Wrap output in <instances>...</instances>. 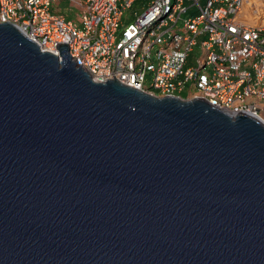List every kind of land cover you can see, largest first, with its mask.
Returning a JSON list of instances; mask_svg holds the SVG:
<instances>
[{"label": "water", "instance_id": "95a60500", "mask_svg": "<svg viewBox=\"0 0 264 264\" xmlns=\"http://www.w3.org/2000/svg\"><path fill=\"white\" fill-rule=\"evenodd\" d=\"M56 48L0 23V264H264V120Z\"/></svg>", "mask_w": 264, "mask_h": 264}, {"label": "built area", "instance_id": "2783aa9c", "mask_svg": "<svg viewBox=\"0 0 264 264\" xmlns=\"http://www.w3.org/2000/svg\"><path fill=\"white\" fill-rule=\"evenodd\" d=\"M58 1L0 0V23L43 52L58 56L56 45L66 44L96 82L114 79L160 97H181L188 87L184 99L264 114V0H67L76 21L53 13Z\"/></svg>", "mask_w": 264, "mask_h": 264}, {"label": "rangeland", "instance_id": "374dc122", "mask_svg": "<svg viewBox=\"0 0 264 264\" xmlns=\"http://www.w3.org/2000/svg\"><path fill=\"white\" fill-rule=\"evenodd\" d=\"M68 6L70 7L69 8L70 10L69 9L68 10L70 11V14H71L70 16L72 17V20L73 21H76L77 15H78V10L74 6H71L69 4H68ZM133 10H137V9L133 8L131 10H128L125 13V17H131V14H132ZM138 12H140V11L138 10ZM191 56H198V50H197V48L194 49V51L191 53ZM189 92H190V90L188 89V87H185V89L180 94L183 97H188L189 96ZM261 118L264 120V114H261Z\"/></svg>", "mask_w": 264, "mask_h": 264}, {"label": "crops", "instance_id": "0c3cea01", "mask_svg": "<svg viewBox=\"0 0 264 264\" xmlns=\"http://www.w3.org/2000/svg\"><path fill=\"white\" fill-rule=\"evenodd\" d=\"M69 2L67 0H59L57 4L53 7L52 11L55 14L63 16L68 21H73L70 16V7L68 6ZM70 5V4H69ZM69 9V10H68Z\"/></svg>", "mask_w": 264, "mask_h": 264}, {"label": "trees", "instance_id": "16d2710c", "mask_svg": "<svg viewBox=\"0 0 264 264\" xmlns=\"http://www.w3.org/2000/svg\"><path fill=\"white\" fill-rule=\"evenodd\" d=\"M181 97L183 98V96L181 95Z\"/></svg>", "mask_w": 264, "mask_h": 264}]
</instances>
